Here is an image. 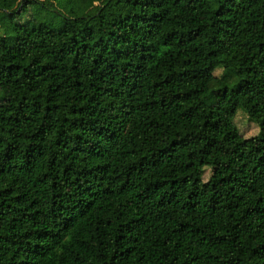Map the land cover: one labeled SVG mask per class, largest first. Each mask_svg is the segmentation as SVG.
I'll return each mask as SVG.
<instances>
[{
    "label": "trees",
    "instance_id": "obj_1",
    "mask_svg": "<svg viewBox=\"0 0 264 264\" xmlns=\"http://www.w3.org/2000/svg\"><path fill=\"white\" fill-rule=\"evenodd\" d=\"M0 264H264V0H0Z\"/></svg>",
    "mask_w": 264,
    "mask_h": 264
},
{
    "label": "rangeland",
    "instance_id": "obj_2",
    "mask_svg": "<svg viewBox=\"0 0 264 264\" xmlns=\"http://www.w3.org/2000/svg\"><path fill=\"white\" fill-rule=\"evenodd\" d=\"M216 72H220L219 70ZM225 114L229 115L230 117H233V120L235 124L239 127L242 135H243V142L241 144H231L227 146H221L214 149L213 154L214 155H223V154H229L232 152H239L243 156H249L253 153V147H254V136L256 135L258 131V127L256 123L249 120L247 115L238 109H234L232 107H226L224 109ZM189 167H194L195 164L189 160L188 161ZM209 175V170L206 169L204 172V178L206 179Z\"/></svg>",
    "mask_w": 264,
    "mask_h": 264
}]
</instances>
